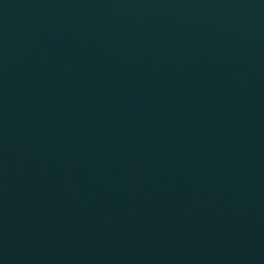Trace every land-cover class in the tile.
<instances>
[{
    "label": "water",
    "instance_id": "95a60500",
    "mask_svg": "<svg viewBox=\"0 0 264 264\" xmlns=\"http://www.w3.org/2000/svg\"><path fill=\"white\" fill-rule=\"evenodd\" d=\"M0 264H264V0H0Z\"/></svg>",
    "mask_w": 264,
    "mask_h": 264
}]
</instances>
